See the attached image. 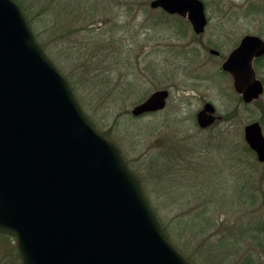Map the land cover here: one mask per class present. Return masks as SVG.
I'll return each instance as SVG.
<instances>
[{"label": "rangeland", "instance_id": "1", "mask_svg": "<svg viewBox=\"0 0 264 264\" xmlns=\"http://www.w3.org/2000/svg\"><path fill=\"white\" fill-rule=\"evenodd\" d=\"M13 1L74 84L88 118L139 177L173 242L194 264H264V163L243 135L258 122L264 136V93L243 104L220 70L222 60L208 52L226 54L245 34L264 39V0H202L208 24L199 36L185 19L152 10L151 0H90L94 35L82 31L76 44L60 39L64 0L52 1L48 12V0ZM79 20L73 27L85 19ZM91 36L95 41L84 44ZM70 47L85 58L66 52ZM161 89L169 91L163 110L132 116ZM205 103L220 120L201 129L196 115ZM17 254L14 238L0 234V264H22Z\"/></svg>", "mask_w": 264, "mask_h": 264}, {"label": "water", "instance_id": "2", "mask_svg": "<svg viewBox=\"0 0 264 264\" xmlns=\"http://www.w3.org/2000/svg\"><path fill=\"white\" fill-rule=\"evenodd\" d=\"M149 7L207 24L200 0H151ZM264 41L246 36L223 64L244 104L263 94L251 60ZM212 53H216L212 51ZM167 90L135 106L134 117L161 111ZM220 120L212 104L199 128ZM245 143L264 163L258 122ZM0 232L13 237L22 264H194L171 242L139 177L99 132L68 81L38 44L20 7L0 0Z\"/></svg>", "mask_w": 264, "mask_h": 264}, {"label": "trees", "instance_id": "3", "mask_svg": "<svg viewBox=\"0 0 264 264\" xmlns=\"http://www.w3.org/2000/svg\"><path fill=\"white\" fill-rule=\"evenodd\" d=\"M52 1H54V0H48V5H47V12H48V10H49V8H50V3L52 2ZM17 4H18V6L20 7V9H21V11H22V13H23V15L25 16V19H26V21H27V23H28V25H30V22H29V20L27 19V16H26V14H25V12H24V10H23V7H22V5H21V3H18L17 1H15ZM85 3L86 4V2H88V4H86V9L84 10V12H83V8H82V4L83 3ZM94 6H96V5H94ZM94 8L91 6V3H90V0H64L63 1V6H62V8H61V11L63 12V19H62V24H61V36H60V39H61V42H62V44L63 43H65V44H76V40L75 39H77L78 38V33H81L82 31L84 32H86L87 34H89V35H94V33H93V31L92 30H90V26H92L93 25V22H91L90 20L92 19V18H90V20H89V17L88 18H86L87 16H86V13L88 12V11H90V10H93ZM42 11H43V14L45 15V17H44V20L45 19H49L48 17H47V12H46V7H43L42 8ZM49 11H51V10H49ZM79 19H85L84 20V22H82V24L81 25H76V26H74L73 27V24L76 22V21H80ZM86 19H88V20H86ZM81 22V21H80ZM81 26V27H80ZM55 27V26H54ZM91 33V34H90ZM35 38H36V36H35ZM95 39H96V37H93V36H91V37H87V41H86V43H84V44H88V43H93L94 41H95ZM37 40V42H38V44L43 48V46L41 45L42 43L38 40V39H36ZM109 43L110 44H113V41H111V40H109ZM98 45V44H97ZM43 50H44V48H43ZM107 50H110V47H107ZM45 51V50H44ZM68 51V53H71V51H73L72 53H75V55H81V59L83 60L84 58H85V51L84 52H82L81 50H79V49H72L71 47H70V50H66V52ZM67 53V57L66 58H69V54ZM84 56V57H83ZM93 60L96 58L94 55H93ZM85 61V60H84ZM88 61H86V63H87ZM84 63V62H83ZM58 69H59V71H61V68L60 67H57ZM63 74L65 73V71L63 72V71H61ZM64 76H65V78L67 79V81L69 80L68 79V77H67V75H66V73L64 74ZM69 82V85L71 86V89L73 90V92L75 93V87H74V84H72L70 81H68ZM144 116V115H143ZM102 134H105V135H107V136H109L108 135V133L107 132H104V131H100ZM164 223H161V225H162V228H163V230H164V232H166L167 233V235L170 237V233H169V231L167 230V227L165 226V225H163ZM0 234L1 235H6V234H4V233H1L0 232ZM170 239H171V237H170ZM171 241L173 242V240L171 239ZM173 245L180 251V252H182L184 255H186L188 258H191V259H194L192 256H190L185 250H183L181 247H179L177 244H175L174 242H173ZM17 256H18V254H17ZM19 257V256H18Z\"/></svg>", "mask_w": 264, "mask_h": 264}, {"label": "flooded vegetation", "instance_id": "4", "mask_svg": "<svg viewBox=\"0 0 264 264\" xmlns=\"http://www.w3.org/2000/svg\"><path fill=\"white\" fill-rule=\"evenodd\" d=\"M202 3H203V5H204V12H205V7H206V4L202 1V0H200ZM156 10H161V9H156ZM162 11V10H161ZM164 12V11H163ZM167 14V13H166ZM168 15H170V14H168ZM205 15H206V12H205ZM174 16H177V17H179V18H181V19H185L188 23H189V21L187 20V18H185V17H181V16H178V15H174ZM206 20H207V24H208V19H207V17H206ZM207 24H206V26H205V29H206V27H207ZM189 25H190V23H189ZM190 27H191V29H192V26L190 25ZM205 29H204V32H205ZM192 31H193V29H192ZM203 32V33H204ZM193 33H194V31H193ZM203 33H201V34H196V33H194L195 35H197V36H199V35H202ZM246 36H256V37H259V36H257V35H254V34H245V35H243L241 38H240V40L237 42V44H234L229 50H228V52L225 54V53H221L219 50H216V49H209L208 50V52H209V54L212 56V57H214V58H216L217 60H222L221 61V64H220V70H221V72L225 75V76H228V77H230L231 79H232V87H233V90H234V92L236 93V94H238L236 91H235V89H234V85H233V77H232V75L229 73V72H227V71H224L223 70V64L228 60V58H229V56H230V54L237 48V47H239V45H240V43H241V41H242V39L244 38V37H246ZM262 41H264V39H262L261 37H259ZM212 51H215L216 53H212ZM251 67H252V69H253V72H254V76H255V79H257V80H259L261 83H262V85H263V89H264V76H262V72H264V52L261 54V55H259V56H256V53H254L253 54V57H252V60H251ZM161 90H166V89H161ZM168 91V90H167ZM263 93H264V90H263ZM238 96L240 97V100H241V102L243 103V101H242V99H241V95L240 94H238ZM168 97H169V91H168ZM261 97V96H260ZM168 99V98H167ZM259 99V98H258ZM255 101H257V100H254V101H252L251 103H253V102H255ZM250 103V104H251ZM206 104V103H205ZM205 104H203V106L205 105ZM244 104V103H243ZM203 108V107H202ZM200 111V110H199ZM219 121V120H218ZM218 121H216V122H218ZM216 122L214 123V124H216ZM213 124V125H214ZM212 125V126H213ZM212 126H210V127H212ZM209 127V128H210Z\"/></svg>", "mask_w": 264, "mask_h": 264}]
</instances>
